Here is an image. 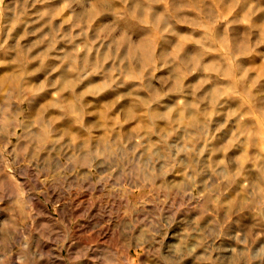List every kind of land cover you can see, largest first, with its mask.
<instances>
[{
  "label": "clouds",
  "instance_id": "clouds-1",
  "mask_svg": "<svg viewBox=\"0 0 264 264\" xmlns=\"http://www.w3.org/2000/svg\"><path fill=\"white\" fill-rule=\"evenodd\" d=\"M253 57L264 0H0V264H264Z\"/></svg>",
  "mask_w": 264,
  "mask_h": 264
},
{
  "label": "rangeland",
  "instance_id": "rangeland-1",
  "mask_svg": "<svg viewBox=\"0 0 264 264\" xmlns=\"http://www.w3.org/2000/svg\"><path fill=\"white\" fill-rule=\"evenodd\" d=\"M190 31V30H188ZM60 51V47H57V52ZM249 64L255 74L264 77V62H261L257 57H253ZM260 90L264 91V80L261 81L259 86ZM228 131L227 129L225 130ZM47 212L54 221L60 219L59 209L54 208L51 204H47ZM64 213L71 214L77 220L80 225L81 232H86L87 225L90 219H92V213L89 207L86 206L84 201L76 200L73 202L72 206L64 209ZM81 213H84V217L81 218ZM75 231V228H74ZM78 235L80 233H77ZM66 255V254H65Z\"/></svg>",
  "mask_w": 264,
  "mask_h": 264
}]
</instances>
